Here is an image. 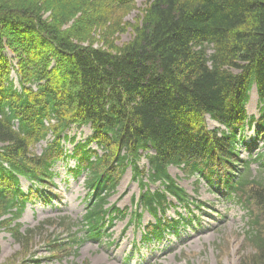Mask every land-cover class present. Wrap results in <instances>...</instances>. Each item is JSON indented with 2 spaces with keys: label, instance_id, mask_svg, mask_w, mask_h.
Instances as JSON below:
<instances>
[{
  "label": "trees",
  "instance_id": "obj_1",
  "mask_svg": "<svg viewBox=\"0 0 264 264\" xmlns=\"http://www.w3.org/2000/svg\"><path fill=\"white\" fill-rule=\"evenodd\" d=\"M137 1L0 0V227L36 199L51 204L45 192L66 163L74 179L85 176L84 240L108 237L115 218L128 217L106 206L131 167L136 208L155 217L142 240H162L192 224L163 217L171 198L193 206L168 172L177 167L228 202L248 196L253 264H264V180L254 188L247 174L253 162L264 174V0H148L124 23L128 43L95 47L97 31L115 36ZM254 88L258 115L248 112ZM72 127L90 134L77 142ZM142 217L132 212L130 223L140 228ZM21 227L10 231L22 245Z\"/></svg>",
  "mask_w": 264,
  "mask_h": 264
},
{
  "label": "rangeland",
  "instance_id": "obj_2",
  "mask_svg": "<svg viewBox=\"0 0 264 264\" xmlns=\"http://www.w3.org/2000/svg\"><path fill=\"white\" fill-rule=\"evenodd\" d=\"M147 4L148 0H138L135 9L125 12L124 16V12L118 13L115 17L118 21L123 16L119 33L104 40V35L98 30L93 38L95 47H104L109 41L116 45L128 43L132 39V32L131 28L126 30L127 25L124 23L134 24L138 21ZM248 112L250 115H258L256 88L251 92ZM209 124L211 128L218 127L215 122L209 121ZM68 132L70 136H76L77 142L85 140L90 134L87 127H72ZM247 133L254 135L252 130ZM64 145L72 150L69 142H64ZM43 146L45 143L37 145L35 152L41 154ZM241 153V159L248 160V155ZM68 165L75 166L74 162ZM145 166L146 161L143 159L140 167ZM54 172L58 173V177L54 182L55 187L51 189L53 192H45L51 195V204L46 206L36 199L32 205H28L18 221L10 222L9 216L3 218L6 221L0 227V264H34L36 260L40 264H253L256 251L248 235L252 216L246 208H255L247 195H243L240 200L236 198L235 201L227 202L225 197L210 191L197 176H191L182 168L170 167V176L185 190L191 198L190 202L204 207L198 210L191 206L185 210L175 200L169 199L174 204L168 206L166 218H172L173 221V218L183 215L191 219L193 224L182 229L179 237L167 233L164 236L166 240L161 244L147 245L141 242L140 233L143 227L155 221V217L149 212H143L139 205L136 208L141 187L135 180L134 170L129 167L106 206V209L116 207L126 212L128 217L125 220L115 218L113 228L108 232L112 234L110 238L87 241L84 240V216L88 209L85 176L74 179L68 174L66 163L56 165ZM247 174L254 188L264 180V174L255 162ZM28 185L23 180L24 191H27ZM156 189L157 186L152 185V190ZM135 211L143 213L139 232L130 224L132 212L134 214ZM18 223L25 236L22 245L15 241L10 231ZM74 240L84 241L78 247H72L71 242ZM75 250L77 256L72 253Z\"/></svg>",
  "mask_w": 264,
  "mask_h": 264
}]
</instances>
